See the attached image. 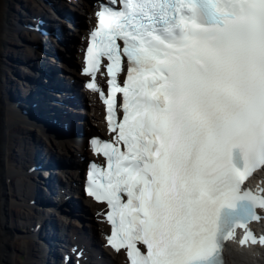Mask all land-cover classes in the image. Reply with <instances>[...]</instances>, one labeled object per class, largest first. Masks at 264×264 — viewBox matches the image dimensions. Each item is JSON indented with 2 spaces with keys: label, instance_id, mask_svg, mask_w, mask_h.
<instances>
[{
  "label": "snow or ice",
  "instance_id": "1",
  "mask_svg": "<svg viewBox=\"0 0 264 264\" xmlns=\"http://www.w3.org/2000/svg\"><path fill=\"white\" fill-rule=\"evenodd\" d=\"M96 15L86 86L119 131L91 141L107 169L92 166L89 194L111 208L109 244L130 264H220L236 228L256 243L247 225L264 195L241 186L264 166V0H109ZM102 58L107 97L96 82Z\"/></svg>",
  "mask_w": 264,
  "mask_h": 264
},
{
  "label": "bare ground",
  "instance_id": "2",
  "mask_svg": "<svg viewBox=\"0 0 264 264\" xmlns=\"http://www.w3.org/2000/svg\"><path fill=\"white\" fill-rule=\"evenodd\" d=\"M17 1V2H16ZM19 1L23 0H0V96L3 92L2 79H4L6 66H5V57L7 53L12 49L15 48L17 41L20 36L16 33L14 37H11L10 30H11V7H14V4L19 3ZM85 17H88V11L85 10ZM25 52V51H23ZM11 120L13 123L16 122L14 117L8 116L7 112L3 108V104L0 99V129L1 126L4 124V127L10 124ZM1 134V132H0ZM9 140L3 139L0 135V148H3ZM15 147V144H13ZM13 147V148H14ZM4 150V149H3ZM8 151V149H7ZM0 149V155H1ZM5 155V154H4ZM3 155V156H4ZM1 162V161H0ZM2 163V162H1ZM5 174L3 170V166L0 164V264H20L21 260L19 255L22 253H28L29 255L33 252L32 245L17 240L14 235H11L7 230L3 227L6 226L8 223L14 224L12 212L15 211L16 213V204L11 203L10 198L8 197L7 193L13 196V189L18 188V185L12 186L10 183L9 186L4 188L2 184V178ZM76 174L72 171L70 175V179L74 180ZM89 206L92 211H94V205L89 203ZM20 219L22 220L23 215L21 213H17ZM7 216V217H6ZM11 218V219H10ZM11 221V222H10ZM100 226H98L99 228ZM42 255V254H40ZM40 257V256H38ZM228 258L230 259V264H257L256 261L252 256H244L241 254L236 253L234 250L228 252ZM7 259V261H6ZM33 258L28 257V261L26 264H32L31 260Z\"/></svg>",
  "mask_w": 264,
  "mask_h": 264
}]
</instances>
